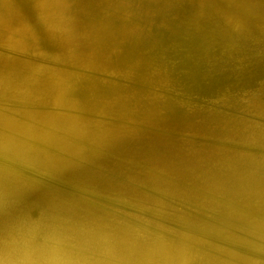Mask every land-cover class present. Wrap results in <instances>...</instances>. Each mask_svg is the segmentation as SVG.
I'll list each match as a JSON object with an SVG mask.
<instances>
[{"label": "bare ground", "instance_id": "1", "mask_svg": "<svg viewBox=\"0 0 264 264\" xmlns=\"http://www.w3.org/2000/svg\"><path fill=\"white\" fill-rule=\"evenodd\" d=\"M0 264H264V0H0Z\"/></svg>", "mask_w": 264, "mask_h": 264}]
</instances>
